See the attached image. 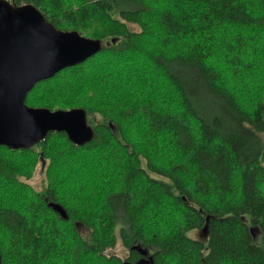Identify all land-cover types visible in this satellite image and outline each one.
I'll return each mask as SVG.
<instances>
[{"label":"trees","instance_id":"1","mask_svg":"<svg viewBox=\"0 0 264 264\" xmlns=\"http://www.w3.org/2000/svg\"><path fill=\"white\" fill-rule=\"evenodd\" d=\"M23 2L104 47L26 98L92 141L0 145V264H264V0Z\"/></svg>","mask_w":264,"mask_h":264},{"label":"water","instance_id":"2","mask_svg":"<svg viewBox=\"0 0 264 264\" xmlns=\"http://www.w3.org/2000/svg\"><path fill=\"white\" fill-rule=\"evenodd\" d=\"M103 47L101 40L58 29L34 5L0 0V145L28 149L50 132H65L75 145L92 141L94 130L84 109L34 108L26 98L36 83L83 63ZM51 206L66 217L62 206Z\"/></svg>","mask_w":264,"mask_h":264},{"label":"rangeland","instance_id":"3","mask_svg":"<svg viewBox=\"0 0 264 264\" xmlns=\"http://www.w3.org/2000/svg\"><path fill=\"white\" fill-rule=\"evenodd\" d=\"M24 2L21 0L20 6H23ZM131 28L134 30H138V27L135 25H131ZM45 166L46 162L43 160L40 162V165L37 168V171L34 177L30 180V183L35 186L38 190H43L45 188ZM122 221L121 218L119 222ZM122 224L118 225V233ZM84 231V234H88V230L81 228ZM109 254H117L123 258H126L129 255V250L124 246L120 237H118L117 244L114 248L108 250Z\"/></svg>","mask_w":264,"mask_h":264},{"label":"built area","instance_id":"4","mask_svg":"<svg viewBox=\"0 0 264 264\" xmlns=\"http://www.w3.org/2000/svg\"><path fill=\"white\" fill-rule=\"evenodd\" d=\"M7 1L13 3L15 0H7ZM23 5H26V4L24 3Z\"/></svg>","mask_w":264,"mask_h":264}]
</instances>
